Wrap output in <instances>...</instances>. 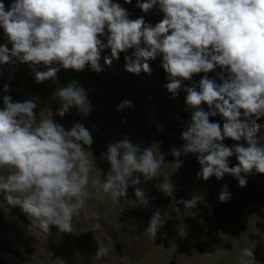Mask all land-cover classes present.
I'll return each instance as SVG.
<instances>
[{"label":"clouds","instance_id":"clouds-1","mask_svg":"<svg viewBox=\"0 0 264 264\" xmlns=\"http://www.w3.org/2000/svg\"><path fill=\"white\" fill-rule=\"evenodd\" d=\"M157 5L163 19L153 26L142 17L129 19L128 12L112 0H15L7 11L0 3V28L12 45L11 50L0 46V64H29L39 84L57 76L59 68L49 65L75 71L90 66L99 73L103 71L100 60L105 48L111 50V57H104L107 65L121 53L135 49V60L125 57V70L150 74L146 61L162 56L161 66L169 81L165 87L174 98L182 81L191 80L194 74L212 72L217 66L226 69L228 77L221 73L219 84L204 76L199 90L195 85L185 89L186 105L194 111L181 132L185 144L171 149L177 159L169 167L179 169L181 154H194L200 165L198 177L220 180L228 174L245 187L247 180L241 173L255 170L264 174V144L256 139L260 125L255 122L264 117V0H146L136 6L147 12ZM105 29L106 43L100 39ZM41 64L46 71H37ZM8 91L6 84L4 92ZM52 99L60 102V117L73 107L90 110L85 90L73 84L54 91ZM201 104H207L211 111L205 112ZM3 105L0 192L7 193L8 203L19 206L46 233L50 226L62 233H75L74 215L88 195L93 163L86 156L90 152L85 151V146L93 143L90 131L81 124L65 130L51 117L37 121L34 99L13 102L5 95ZM131 107L132 102L124 100L117 111ZM216 115L224 120L222 129L209 120ZM227 138L243 139L247 147L229 148L222 143ZM233 155L238 164L229 167ZM102 157L110 165L105 179L96 181L103 192L120 200L133 186L135 202L146 207L149 200L144 190L136 187L141 181L135 174H142L145 181L156 177L161 161L152 147L141 150L125 137L110 143ZM169 187L164 182L156 185L166 194ZM201 199H180L177 203L191 209ZM229 199L228 186L224 185L219 200ZM165 223L166 218L157 210L145 231L155 237ZM100 251L107 248L99 247ZM241 255L252 257L253 252L245 248Z\"/></svg>","mask_w":264,"mask_h":264},{"label":"rangeland","instance_id":"rangeland-1","mask_svg":"<svg viewBox=\"0 0 264 264\" xmlns=\"http://www.w3.org/2000/svg\"><path fill=\"white\" fill-rule=\"evenodd\" d=\"M14 2L0 0L6 11ZM112 2L120 4L129 19L142 17L153 26L163 19L158 5L147 12L136 6L146 0ZM100 39L107 42V29ZM4 45L11 50L12 45L0 28V46ZM134 53L135 49H129L107 65L104 57H111V50L105 48L100 60L103 71L99 73L90 66L75 71L58 64L49 65L59 68L57 76L39 84L29 64L18 61L0 64V109L4 107L5 95L13 102L34 99L37 121L51 117L65 130L81 124L93 139L90 147L85 146V151L90 152L86 156L93 163L88 195L74 215L75 233H62L55 226H50L46 233L19 206L8 203L7 193L0 192V264H264V174L255 170L241 173L247 180L245 187H240L236 177L228 174L220 180L213 176L205 181L197 176L200 165L194 154H181L178 159L183 164L179 169L173 171L169 167L177 159L171 155V149H180L185 144L181 132L191 122L194 111L186 105L185 89L195 85L199 90V81L204 76L219 84L221 73L227 79V70L217 66L212 72L194 74L191 80L182 81L174 98L165 87L169 81L161 66L162 56L146 61L150 74L143 71L133 74L125 70V57L135 60ZM36 69L47 70L42 64ZM70 84L85 90L90 110L73 107L60 117L57 115L60 102L53 100L52 94ZM124 100L131 101L133 107L117 111V105ZM199 107L211 111L207 104ZM209 120L220 124L222 129L224 120L220 115L210 116ZM255 122L260 125L256 139L264 144V117ZM125 137L141 150L152 147L161 161L155 178L145 181L142 174H135L141 181L136 187H141L149 200L146 207L135 202L133 186L128 187L126 197L114 200L96 183L103 181L110 169L102 157L107 146ZM222 143L229 148L247 147L243 139L227 138ZM237 164L235 155L229 158V167ZM162 182L169 183L168 194L156 188ZM224 185L228 186L230 199L220 202ZM197 197L202 199L191 209L177 203L180 199ZM157 210L166 223L153 237L145 230ZM99 247L107 251L99 252ZM245 248L252 250V257H242Z\"/></svg>","mask_w":264,"mask_h":264}]
</instances>
